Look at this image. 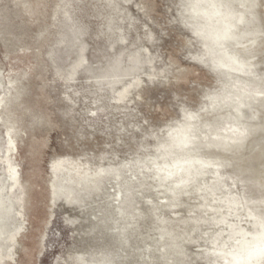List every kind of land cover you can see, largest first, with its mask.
Masks as SVG:
<instances>
[{
  "label": "rangeland",
  "instance_id": "obj_1",
  "mask_svg": "<svg viewBox=\"0 0 264 264\" xmlns=\"http://www.w3.org/2000/svg\"><path fill=\"white\" fill-rule=\"evenodd\" d=\"M255 5L245 69L218 57L240 59L253 40L212 44L195 0H0V264H231L245 254L264 217V104L239 107L260 126L245 147L204 153L227 158L219 174L173 158L183 126L195 122L202 139L212 133L200 125L226 126L231 109L217 96L264 78V0Z\"/></svg>",
  "mask_w": 264,
  "mask_h": 264
},
{
  "label": "bare ground",
  "instance_id": "obj_2",
  "mask_svg": "<svg viewBox=\"0 0 264 264\" xmlns=\"http://www.w3.org/2000/svg\"><path fill=\"white\" fill-rule=\"evenodd\" d=\"M203 3H206V4H203ZM236 4L242 6V8L239 10H236L235 9ZM255 4H256V0H195V7H197V8L200 7V8H198V10L200 12H203V14H205V16H206V22H204V26L201 28V30H203L204 27H207L206 31H205L206 37L207 38L210 37L209 41L214 42L212 44H216V45L218 44L220 46H222V45L226 46V44L229 41H230V45L231 44L235 45V44L241 43L242 41L245 42L244 41L245 39L253 40L251 42L252 44L250 43V45H245V46H243V48L241 47L242 48L241 49L242 54H240L241 56H239L240 59L237 58L238 54H236V53L238 51L235 50L236 52H232L231 49H230V51L227 50L228 54H222L221 56H219L218 60H219V63H221L222 65H225V66L227 65L225 60H224V57L226 55H228V57L231 58L234 62H238V65L244 66V68L245 67L251 68L252 66L255 65L253 62H249L250 58L252 57L251 55H253V53H252V49L254 47L253 44H255L256 38H257V36H259L258 34L260 31L259 26H257V25L254 26L253 28L250 27L251 22L253 20H255V13H254V8L256 6ZM246 16H249L247 19H245V20H248L247 25H245L244 28L242 27V29L240 31H234L233 28H234V26H236L237 21L239 19H244V17H246ZM213 18H216V24L212 23ZM256 21H257V19H256ZM200 23H201V21H200ZM212 26H213V28H211ZM232 45H231V47H232ZM237 46H234V47L237 48ZM227 47H228V45H227ZM241 57H242V59H241ZM256 67H257V65H256ZM228 68H229V66H228ZM248 70L250 71V69H248ZM245 72H247V70ZM255 72L256 71H253V73H255ZM238 79H239V77H238ZM245 80H247V81L243 82V83L245 84L246 87L244 86L243 89H239V90L235 89L237 91H232V92L229 91L228 93L223 94L222 96L220 95V96L216 97V101H215L214 105H216L217 103H219V104L222 103V104L227 106L226 110H228V109H231V110H230V113H228L229 114L228 115L229 120L226 119L224 121V123H226L225 127L224 126L221 127L220 126L221 124L217 125V122L215 124L214 123L213 124L212 123L204 124L205 126L200 125V127H202V126L206 127L208 131H211L212 136H210L211 137L210 139L206 138V136L204 139H202L200 134L196 133L197 131L195 130V125H196L195 122H191V123L183 126V128L177 132L178 135H177V138L175 139L174 142L178 145V148H177L178 151L181 150V152L174 156V158H173V164L174 165L175 164H182V163H187V164L197 163V164H202L204 166L209 165L215 169L214 170L215 173H218L219 171L217 168L227 164V162H228L227 158L225 159L222 156H213V157L207 156V155H204V153L208 154L207 151L209 152V150H211L213 147L215 149L216 148L220 149L221 151H223V153L224 152L226 153L228 151L232 152L233 150L235 151V150H239V149L243 148L244 142H245V139L247 138V136L251 132H254V131L256 132V130L260 126L257 125L258 127H256L255 125L250 124L251 122L249 123L247 120H245V117L243 118V116L239 112V110H240L239 107L241 105L253 107V106H258V105L264 104V78H263V75L259 76L258 74H256V75H254V77H251V78L245 79ZM237 88H241V87L238 86ZM231 90H233V89H231ZM217 108H218V106H217ZM249 110L251 111V109H249ZM255 113L253 115H251L250 118H252L253 116H254V118L256 117V119L259 118ZM221 116H223V115H221ZM218 117H219V115H217L215 118H218ZM248 120H250V119L248 118ZM221 123H222V121H221ZM196 126H198V125H196ZM262 127H264V125ZM221 128H223L224 130L222 131ZM202 133H204V132H202ZM214 148H213V150H214ZM202 151H203V154H200V152H202ZM215 151H217V150H215ZM219 155H221V154L219 153ZM232 155H234V154H232ZM182 180H180V181H182ZM217 180L219 181L220 177ZM0 192H1V190H0ZM0 194H2V193H0ZM0 201H1V197H0ZM236 201H238V198H235V197H234V199L231 200V202H236ZM254 219H255V224H257V227L259 228V231L255 234V237L253 236L252 240H245V241L241 242L239 248L242 251H244L245 254H241L242 257H237V256L232 257L231 256L233 258V259L231 258L232 259L231 264H243V262H246V263L249 262L248 264H259V261L263 259L264 250L262 251L261 248H258V249L250 248L251 245L259 246L260 244H261L260 245V247H261L262 242L264 240V217L263 216H259V217L256 216ZM251 262H253V263H251Z\"/></svg>",
  "mask_w": 264,
  "mask_h": 264
}]
</instances>
